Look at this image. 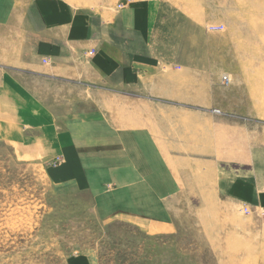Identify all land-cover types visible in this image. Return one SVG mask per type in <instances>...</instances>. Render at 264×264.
I'll use <instances>...</instances> for the list:
<instances>
[{
	"label": "rangeland",
	"instance_id": "obj_1",
	"mask_svg": "<svg viewBox=\"0 0 264 264\" xmlns=\"http://www.w3.org/2000/svg\"><path fill=\"white\" fill-rule=\"evenodd\" d=\"M62 1L108 27L123 23L108 31L124 39L137 14L141 56L157 63L159 78L222 89L235 77H264V0ZM45 83L38 93L59 140L31 142L0 118V264H264L261 211L242 214L245 205L211 196L206 165L203 175L181 167L187 173L173 177L184 184L171 187L180 183L170 185L151 155V125L163 124L153 115L172 108L156 96L163 86L151 85V70L122 89L82 76Z\"/></svg>",
	"mask_w": 264,
	"mask_h": 264
},
{
	"label": "crops",
	"instance_id": "obj_2",
	"mask_svg": "<svg viewBox=\"0 0 264 264\" xmlns=\"http://www.w3.org/2000/svg\"><path fill=\"white\" fill-rule=\"evenodd\" d=\"M128 23L131 38L124 39L108 31L123 29V23L108 27L107 21H93L62 0H0V118L9 120L16 134L30 132L26 139L31 142L43 145L47 135L54 143L59 131L38 93L45 81L82 76L89 85L122 89L139 83L141 75L151 70V85L163 86V94L156 96L174 109L155 113L153 117L163 118V124L151 125V155L166 167L169 184L180 183L171 187L184 184L173 177L187 173L181 167L201 166L195 172L203 175L206 165L212 175L208 184L216 192L211 196L264 211V77H235L222 89L219 84L159 78L157 63L141 56L147 49H139L144 22L134 13ZM214 109L221 114L215 115ZM57 150L58 145L45 160L52 162Z\"/></svg>",
	"mask_w": 264,
	"mask_h": 264
},
{
	"label": "built area",
	"instance_id": "obj_3",
	"mask_svg": "<svg viewBox=\"0 0 264 264\" xmlns=\"http://www.w3.org/2000/svg\"><path fill=\"white\" fill-rule=\"evenodd\" d=\"M119 8L122 9L123 8V5H119ZM223 84H228L229 83V80H228V77H223ZM215 113H218V111H214ZM240 213L242 214H248L250 213L252 210L250 207L248 206H243L242 208L239 209ZM261 214L263 215L264 217V211H261Z\"/></svg>",
	"mask_w": 264,
	"mask_h": 264
}]
</instances>
